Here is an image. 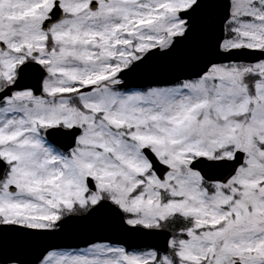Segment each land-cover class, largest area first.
<instances>
[{"label": "snow or ice", "instance_id": "snow-or-ice-1", "mask_svg": "<svg viewBox=\"0 0 264 264\" xmlns=\"http://www.w3.org/2000/svg\"><path fill=\"white\" fill-rule=\"evenodd\" d=\"M0 264H264V0H0Z\"/></svg>", "mask_w": 264, "mask_h": 264}]
</instances>
